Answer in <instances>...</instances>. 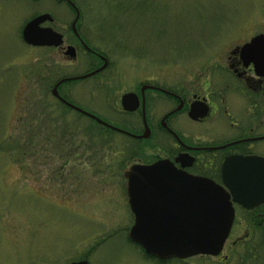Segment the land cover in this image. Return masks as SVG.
Returning <instances> with one entry per match:
<instances>
[{
	"label": "rangeland",
	"instance_id": "rangeland-1",
	"mask_svg": "<svg viewBox=\"0 0 264 264\" xmlns=\"http://www.w3.org/2000/svg\"><path fill=\"white\" fill-rule=\"evenodd\" d=\"M71 1L81 12L82 38L108 57L109 68L64 90L100 118L137 128L141 119L122 114L121 96L146 81L184 94L207 79L215 87L216 66L264 34V0ZM41 14L55 19L46 25L64 34L63 49L80 46L70 29L76 12L66 1L0 0V264H257L246 245L225 260L163 262L130 241L135 219L123 173L148 152L140 143L133 157L122 136L56 111L51 87L48 96L44 91L51 72L83 75L103 62L83 54L70 64L64 52L29 46L23 29ZM167 104L157 106L154 120ZM65 124L74 138L61 136ZM179 125L189 131L186 114Z\"/></svg>",
	"mask_w": 264,
	"mask_h": 264
},
{
	"label": "flooded vegetation",
	"instance_id": "flooded-vegetation-1",
	"mask_svg": "<svg viewBox=\"0 0 264 264\" xmlns=\"http://www.w3.org/2000/svg\"><path fill=\"white\" fill-rule=\"evenodd\" d=\"M67 3L74 8L77 16L79 8ZM80 20L77 23L80 38L72 29L75 20L70 27L80 43V46L73 45L77 54L74 60L83 54L95 56L103 64L107 60L106 69H108V57L97 49L91 48L82 38L79 28ZM51 23H44L43 26L48 27L46 24ZM42 48L64 52L65 57L70 59L65 54L66 48ZM240 49L241 47L236 49L224 63L216 66L218 77L215 87L207 79L201 82L199 87H191L188 93L184 94L178 89L165 88L158 83L146 81L137 85L135 90L128 92L139 98V108L134 112L124 110L122 107L124 95L121 96L122 114L138 115L142 122L141 127H133L132 122L127 119L117 122L103 119L111 126L102 125L109 128L115 136L120 135L127 140L124 148L128 153L130 151L133 157L139 151L140 143H143L142 146L148 152L145 154V159L132 162L126 166L125 170L134 164L150 165L160 160H169L179 170L183 169L190 175L209 178L222 185L224 162L231 156H255L264 159V75L258 73L254 62L243 60ZM74 60L70 59L69 63L73 64ZM102 65L90 69L83 75H67L64 79L54 82L52 86H48V88L51 87V95L58 104L71 113L90 119L96 124L99 121L94 117H100L75 103L70 98L72 90L70 87L64 90V86L102 75L106 69L90 75ZM56 86L61 98L54 94L53 90ZM161 102H168L169 106H165L167 111L161 118L156 119V117L154 120L153 113ZM73 106L82 109L85 113ZM182 114H186L190 120L191 126L188 132L179 125ZM164 120L165 124H163ZM146 125L150 133L148 139L141 137L147 130ZM150 139H155L156 145H150ZM125 154V151L119 152L117 158ZM233 204L236 214L234 225L220 255H223L225 260L231 256L229 254L237 246L246 245L247 253L255 258V263L264 264L262 263L264 260V204L253 210L246 209L238 203Z\"/></svg>",
	"mask_w": 264,
	"mask_h": 264
},
{
	"label": "water",
	"instance_id": "water-1",
	"mask_svg": "<svg viewBox=\"0 0 264 264\" xmlns=\"http://www.w3.org/2000/svg\"><path fill=\"white\" fill-rule=\"evenodd\" d=\"M66 1L76 7L71 0ZM79 17L78 10L72 29L80 38L77 28ZM54 21L50 14L31 19L23 29V40L31 47H63L64 34L43 26ZM66 49V56L75 59V47ZM240 51L243 60L254 62L258 73L264 75V34L256 35ZM107 65L105 60L104 65L90 75L104 71ZM53 91L61 98L57 86ZM138 102L137 95L126 93L122 107L125 111L134 112L139 108ZM94 118L105 126H111L103 119ZM146 127L141 137L148 139L150 133ZM223 174L224 183L220 185L209 178L179 170L169 160L130 166L124 171V177L128 180L129 205L135 217L128 235L131 242L148 256L163 262L195 256H220L234 225L233 203L250 210L264 204V159L231 156L224 162ZM68 264L91 263L83 259Z\"/></svg>",
	"mask_w": 264,
	"mask_h": 264
},
{
	"label": "trees",
	"instance_id": "trees-1",
	"mask_svg": "<svg viewBox=\"0 0 264 264\" xmlns=\"http://www.w3.org/2000/svg\"><path fill=\"white\" fill-rule=\"evenodd\" d=\"M95 57V56H94ZM101 66V65H100ZM97 67V66H96ZM95 67H93V69H94ZM66 75H63V72L61 71V70H57V71H55V72H51V74H50V76L48 77V79H47V83H46V86H45V92L47 93V96L49 95V91H48V89H47V87L48 86H50V85H53L54 84V82H56V81H58V80H62V79H64V77H65ZM67 109L65 108V107H63L62 105H60L59 104V107H58V110H56V111H58V112H62V111H66ZM68 111V110H67ZM68 114H70V112H68ZM39 115H40V113H39ZM80 117V116H79ZM80 118H82V117H80ZM32 122V124H34L35 122L34 121H31ZM93 122V121H92ZM95 123V122H94ZM96 126H98V129L100 128V129H102L103 131L105 130V131H110V129L109 128H106L105 126H103V125H101V124H99L98 122H97V124H95ZM67 127H69L68 125H66L65 124V126H64V128L66 129L63 133H62V135L61 136H63V138L65 139V140H67V137H73L74 138V132H73V130H71L70 128H67ZM91 130H87V134L89 135V134H91V132H90ZM57 133V132H56ZM55 133V134H56ZM77 133V132H76ZM101 133V132H100ZM102 134H104V133H102ZM62 138V139H63ZM94 138V137H93ZM62 139H61V141H62ZM71 138H69L68 140H70ZM138 246V245H137ZM148 258H151V259H156V258H152V257H149L148 256Z\"/></svg>",
	"mask_w": 264,
	"mask_h": 264
}]
</instances>
